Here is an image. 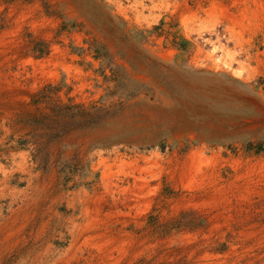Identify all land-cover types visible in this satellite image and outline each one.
Segmentation results:
<instances>
[{
	"label": "rangeland",
	"instance_id": "rangeland-1",
	"mask_svg": "<svg viewBox=\"0 0 264 264\" xmlns=\"http://www.w3.org/2000/svg\"><path fill=\"white\" fill-rule=\"evenodd\" d=\"M0 139L119 264H264V0H0Z\"/></svg>",
	"mask_w": 264,
	"mask_h": 264
},
{
	"label": "bare ground",
	"instance_id": "bare-ground-1",
	"mask_svg": "<svg viewBox=\"0 0 264 264\" xmlns=\"http://www.w3.org/2000/svg\"><path fill=\"white\" fill-rule=\"evenodd\" d=\"M1 141L0 139V145ZM0 154V264H78L85 260L83 254L89 242L93 243L89 246L95 253L92 258L95 256L99 260L96 264H119V260L113 255L116 249L112 245L114 239L103 240L107 236L111 221L100 219L97 208L99 199L91 201L85 196L80 198L42 196L45 194L36 193L40 183V172L36 171L37 164L28 163L26 160L16 163L15 157L12 156L10 159L12 165H3V148ZM20 184L25 186L20 188ZM44 189L45 185L40 184V190ZM90 202L93 203L91 206ZM63 203L65 212L58 209ZM77 210L80 211L79 216H76ZM80 242L85 246L72 252V255H67L69 249ZM56 243H67L69 248L66 249ZM122 244L120 242V245ZM129 248L130 246L124 244L120 250L127 253L130 251ZM3 258L7 260L10 258V261L3 262ZM85 264L95 263L90 260Z\"/></svg>",
	"mask_w": 264,
	"mask_h": 264
}]
</instances>
